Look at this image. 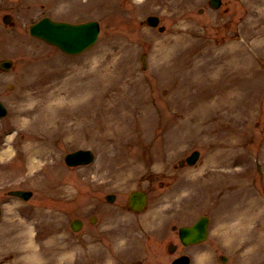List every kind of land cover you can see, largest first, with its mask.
<instances>
[{"label":"rangeland","instance_id":"374dc122","mask_svg":"<svg viewBox=\"0 0 264 264\" xmlns=\"http://www.w3.org/2000/svg\"><path fill=\"white\" fill-rule=\"evenodd\" d=\"M42 3L6 0L16 23L0 20V59L14 60L0 72V264H169L171 224L201 214L191 264H264V0H63L54 18L101 24L78 55L29 35ZM77 148L94 161L66 166ZM194 149V165L177 164ZM134 189L149 191L142 213L127 208Z\"/></svg>","mask_w":264,"mask_h":264},{"label":"water","instance_id":"95a60500","mask_svg":"<svg viewBox=\"0 0 264 264\" xmlns=\"http://www.w3.org/2000/svg\"><path fill=\"white\" fill-rule=\"evenodd\" d=\"M211 3L214 7H217L220 0H211ZM146 21L151 25H156L158 19L157 17L149 16ZM159 30H163V27H159ZM30 33L49 43L58 45L69 53H77L94 42L98 33V27L97 24L93 22L70 25L65 22H52L49 19H43L30 26ZM196 157L197 152L188 157L187 161L192 163ZM91 158L92 155L90 151L77 150L67 154L66 161L68 164L75 165L78 163H86L90 161ZM11 193L23 197L24 199L28 198L30 195V192L25 191H12ZM107 198L112 200L113 196H107ZM129 201L130 208L141 210L146 204V193L143 191H134L130 194ZM79 225L80 223L77 222L76 225L73 226L74 229H77ZM181 233L183 234L182 238L185 243L187 242L185 238H188V236L191 237L190 241L203 240L206 237V220H199L193 227L182 229ZM175 263L187 264V260L180 257L175 260Z\"/></svg>","mask_w":264,"mask_h":264},{"label":"bare ground","instance_id":"6f19581e","mask_svg":"<svg viewBox=\"0 0 264 264\" xmlns=\"http://www.w3.org/2000/svg\"><path fill=\"white\" fill-rule=\"evenodd\" d=\"M254 206H255V204L252 203V202H250V203H248V205L246 206V209H245V210H246L248 213H250V210L254 209ZM236 217H237V216H236ZM240 221L242 222V221H244V219L241 218ZM234 228H236V229H233V230H227V232H226V234H225V236H224V239L228 240V239H230V238H232V237H238V236H240L241 234H243L242 231L239 229L238 226H235ZM237 228H238V229H237ZM236 242H237V241H236ZM238 244H239V242H237L236 247H237ZM241 246H242V243H240V245L238 246V248L241 247ZM201 260H203V259H201Z\"/></svg>","mask_w":264,"mask_h":264},{"label":"flooded vegetation","instance_id":"af4514ba","mask_svg":"<svg viewBox=\"0 0 264 264\" xmlns=\"http://www.w3.org/2000/svg\"><path fill=\"white\" fill-rule=\"evenodd\" d=\"M53 1H55V2H58V0H53ZM5 2H6V0H0V20L1 21H3V17H4V15H6V14H8L9 16H10V22H11V25H14V21H13V19H12V15H11V9H15V5H8V6H6L5 7ZM62 2H63V0H61L60 1V3L62 4ZM42 10H45L46 9V7L42 4ZM50 10H52V8H49Z\"/></svg>","mask_w":264,"mask_h":264}]
</instances>
